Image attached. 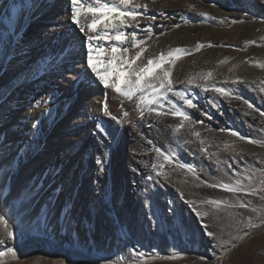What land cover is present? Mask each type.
Masks as SVG:
<instances>
[{
	"label": "bare ground",
	"instance_id": "bare-ground-1",
	"mask_svg": "<svg viewBox=\"0 0 264 264\" xmlns=\"http://www.w3.org/2000/svg\"><path fill=\"white\" fill-rule=\"evenodd\" d=\"M230 1L231 6L241 7L235 4V0ZM254 1L258 2L257 7L264 13V3H260L259 0ZM138 2L149 5L147 10L138 11L147 16H156L154 22L144 19L143 16L140 17L139 35L140 38L146 39L147 47L144 57H156L162 52L166 54L170 49L175 48L186 50V54H179V58L172 65L173 79L176 82L175 89L184 91L197 107L187 108L183 106L182 101L170 94L169 98L177 103L178 107L182 106L190 117L189 121H183L182 118L171 115L162 117L166 124L171 121L175 126L184 124V128L177 130L178 136L175 139L176 142L172 143L173 148L169 143L163 144L159 139L158 131L154 128L148 131L142 128V118L136 108L135 98L129 101L113 90L104 88L91 73V69L86 67L85 36L70 20V0H0V148L7 147L10 151V154L0 158V167L14 163L18 170L23 162L28 161V172L24 171L26 174H23L28 175L25 178H29V181L31 178V181H34V178L40 174L46 175L45 182L40 181L41 187L30 190L31 196L41 202L34 201L28 204L26 207L29 211L28 219L32 220L39 216L42 228L46 231L49 223L57 228L64 220L69 219V230L70 225L75 223L70 215L79 208L85 215L81 218L84 228L87 229L85 224H88L87 231L89 230L91 235L89 234L90 237L85 239L74 235L71 239L83 250L92 243L97 247L114 246L120 251L124 243L115 233L121 236L126 232L135 233L140 238L137 241V247H132L133 250L139 247L143 251L149 249L145 248V243L152 242L153 235H150L151 233L147 235L148 232L143 230V226L151 222L157 227L158 232L166 229V224L162 223V217H160L163 213H159L160 208L165 210V206L160 204L158 207L153 199H149L152 202L150 205H154L157 210L156 215L149 216L150 219L143 218L141 214L144 213L143 208L139 207L143 201H137V192L128 189L129 175L135 173L141 176L135 175L143 182V174L167 163L169 160L165 159V155H171L173 149L177 150L176 153L179 150L175 159L179 169L185 170L201 166L203 163H208L207 168L210 169L214 165L211 164V159L217 160V157L221 156L234 159V151L240 148L241 140H243L240 137L249 134L253 136L252 133L244 132L243 122L250 123L252 126L254 124L255 127L262 126L255 116L247 118L245 115L247 112L254 113L253 111L258 110L259 105L264 101L257 98L255 101L258 105H254L245 94L264 92V67H261L264 65V54L253 58L250 56L254 65L253 69L248 70L243 66L237 74L227 64L222 65L223 60L219 54L209 52L206 46L212 33H221V36H226L233 30L214 33L211 27L207 26V19L195 20L198 25L192 29L193 19H178L183 0H138ZM228 2V0H212L211 7L218 14L227 13L229 7L225 4ZM245 2L247 3V0ZM174 14H177V18L172 19L171 16ZM149 26L152 30L150 40L142 31ZM207 29L210 35L200 42L198 40L197 45L183 36L185 32L191 31L190 37L199 39L203 33H207ZM243 40L241 36L233 42L240 43ZM109 43L117 42L104 41V47L107 48ZM260 46L264 48V42L258 47ZM103 55L106 57V53ZM97 63L103 72L105 65ZM207 72L212 73L210 79H199L200 74ZM242 73L248 74V79H244V82L248 84L247 88L235 79ZM126 76L127 73H124L120 78L121 87L124 86ZM189 78L194 80L193 84L179 83ZM112 79L114 75L109 74V80ZM233 81H238L239 84L236 85L237 82ZM66 84H70L68 89ZM196 84H200L201 87H196ZM205 88L208 90L205 91ZM215 88H224L229 95H222L216 92ZM105 99L109 111L117 119L118 116L124 118L123 113L128 112L129 115L124 119L131 124L120 123L119 119L116 124L117 119L113 120L108 116L107 120L110 119L111 127L115 125L111 131L112 134L106 132L105 137L95 143L96 152L91 154L84 145L89 140L86 138L88 126L83 124L91 119L90 117L101 114V102ZM168 109L169 105L165 103L163 111ZM147 114L145 110V115ZM231 115L235 116L234 120L231 119ZM195 132H199L200 135L196 136ZM234 132L239 133V136L232 135ZM145 133L150 135L148 139L144 138ZM219 136L223 139V143L215 146L213 141ZM111 147L115 155L109 153ZM16 155H19V160L15 158ZM249 157L247 156L248 160ZM115 166L120 167V171H115L113 169ZM98 167L104 169L103 172L100 171L101 177L105 178L104 183L96 177L95 170ZM68 169H71L73 174L68 175L65 188L60 192L59 187L64 182ZM117 178L122 179L120 188L117 186ZM107 181H109L108 184ZM47 183L55 184L51 196L43 187ZM92 187H97L102 192L104 187L108 189L109 206L106 204L102 209L101 199L94 194ZM190 189L194 192L190 204L196 207L202 199L200 197L205 196V188L204 186L192 188L186 186L180 193L188 197ZM128 207L131 213L124 219L123 216L126 215ZM172 214V218H177V224H175L178 226L180 214L179 212ZM119 217L124 219V223L119 222ZM7 244L8 240L5 239V244L0 245V248Z\"/></svg>",
	"mask_w": 264,
	"mask_h": 264
},
{
	"label": "rangeland",
	"instance_id": "rangeland-1",
	"mask_svg": "<svg viewBox=\"0 0 264 264\" xmlns=\"http://www.w3.org/2000/svg\"><path fill=\"white\" fill-rule=\"evenodd\" d=\"M228 1L225 4V6L229 7L227 13L218 14L211 7L212 0H183L181 14L178 19H193L191 21L193 23L192 29H195L198 25L196 22L198 19H207V26L211 27L210 29L214 33L224 32V30L228 29L233 30L232 33L226 36H221V33H212L210 35L209 29L199 39L190 37L191 31L185 32L183 36L184 38H189L191 43L197 45L204 37L210 35L211 38L206 43L207 50L219 54V57L223 60L222 65L224 63L227 64L235 73L243 66L251 70L254 65L250 58L264 54V48H261L262 44L258 47L260 43L264 42V13L260 11L257 7L258 2L254 0H247V3L245 2L246 0H235V4L241 5L240 8L231 6V1ZM259 1L262 4L264 3V0ZM203 13H206V15H203ZM174 15L171 16L172 19L177 18V14ZM241 36L244 38V42H233L234 39ZM253 41L255 43H252ZM247 77L248 74L242 73L237 75L235 79L239 80L240 85L247 88L248 84L244 82V79ZM236 82V85H238L239 82ZM70 84L65 85L67 89ZM245 95L250 98L254 105H258L255 101L257 98L264 101V92H248ZM253 112L255 114L247 112L245 116L247 118L255 116L256 119H259L262 126L255 127L254 124L252 126L250 123L243 122L244 132L252 133L253 136L251 137L250 134L247 135L248 137L244 136L245 139L241 140L240 148L234 151V159L233 157L229 159L228 157L221 156L217 157V160L211 159V164H214L213 168L209 169L207 168L208 163H203L201 166L181 170L176 166L175 160L179 150L176 153L177 150L173 149V154L171 153L172 159L164 165L143 174V182L138 178L141 176L132 173L134 175L132 177V175L128 174V189L137 192V201H143V204L139 205V207L143 208L142 211L144 213H141L143 218L150 219L151 216L156 215L157 210L154 208V205H150L152 202L149 199H153V202L158 207H160V204L165 206V210L160 208L159 213H163V216L160 215V217H162V223L166 224V229L158 232L157 227L151 224V222L143 226V230L148 232L147 235L150 233V235H153L152 242L145 243V248L149 249H144V251L140 247L133 250L134 247H137V241L140 238L137 234L131 232H126L121 236L115 233L116 236L118 235L121 238L122 243H124L120 251L115 249L114 246L97 247L92 243L88 245L87 249L83 250L82 247L73 243L71 239L74 235L83 239L89 238L91 235V232L87 231L88 224H85L87 229L84 228V222L81 218L85 215L81 213L82 211L79 208L75 209L70 215L75 221L73 225H70L71 229L68 230L69 219H66L57 228L54 224L49 223L47 231L44 230L39 216L32 220L28 219L29 211L26 207L30 202H41L31 196L30 190L31 188L36 190L41 187L40 181L43 180L45 182L46 175L40 174L37 178L33 177L34 181H31V178L30 181L29 178H25L28 175L24 176L23 174L28 172V161L23 162V165L18 170L14 163L0 167V215L7 214L5 218L9 220V227L15 237L13 240H8V244L0 248V250H6L8 246H11L16 251V257H12L9 254L0 258V264H264V224L261 223L264 220V199H262L264 197V190L258 191L256 195L247 194L252 188H264V184L261 183L264 181V102L259 105L258 110H254ZM96 116L97 114L90 117L91 119H88L83 124L88 126L86 138L89 140L83 143L91 154L96 152L95 143L97 141L100 142V138L105 137L106 132H109L111 135V131L115 126L111 127L110 119L107 120L108 116L103 115L102 110L101 114ZM118 117L121 120L120 123H127V119H124L125 117ZM144 117L141 120L142 128H146V131L154 128L158 131L159 139L163 144L169 143L172 147V143L176 142L175 139L178 136L177 125L175 126L172 121L166 124L162 120L163 116L157 117L154 113L153 115L147 114ZM238 118L241 119V117ZM118 119L116 124L119 121ZM231 119L234 120L235 116L231 115ZM127 124L130 125L131 123ZM148 137L150 135L145 133L144 138L148 139ZM220 137L214 139L213 144L215 146L223 143V139ZM163 138L165 139L163 140ZM250 141H255V143ZM112 151L114 150L111 147L109 153L115 155ZM8 154H10V151L7 147L0 148V158ZM247 156H250L249 160ZM15 158L17 160L20 159L19 155H16ZM113 169L120 171V167L117 166L113 167ZM95 171L96 177L104 183L105 178L101 177V172L104 169L98 167ZM72 174L73 171L71 172V169H68L67 174L64 176V182L59 187L60 192L65 188V180L68 175ZM117 181V186L120 188L122 179L117 178ZM237 181L240 182L239 185H237ZM108 183L109 181H107ZM224 183L239 186L245 191L231 193L220 187H209L210 184L220 185ZM186 186L191 188L204 186L205 188V196H199L202 199L196 207L190 204L194 195L191 189L188 197H184L180 193ZM43 187L51 196L55 184L50 185L47 183ZM91 190L101 199L102 209H104L105 205L108 204V189L104 187L102 192L99 188L92 187ZM207 201H219V204H210ZM240 203H245L248 207L241 208L238 206ZM149 206H152V209ZM126 210L127 213L123 216L124 219L131 213L130 207ZM175 212H179L180 214L178 217L179 227L176 226L177 218H172V213ZM197 213H200V215ZM204 213H208V215H204ZM119 218V222L124 223V219L122 217ZM84 221L87 223L86 219ZM249 221L252 227L248 226ZM70 230L71 233H69ZM209 231L213 232L214 236H208L207 233ZM0 238L6 239L2 225H0ZM173 256L176 258H170Z\"/></svg>",
	"mask_w": 264,
	"mask_h": 264
},
{
	"label": "snow or ice",
	"instance_id": "snow-or-ice-1",
	"mask_svg": "<svg viewBox=\"0 0 264 264\" xmlns=\"http://www.w3.org/2000/svg\"><path fill=\"white\" fill-rule=\"evenodd\" d=\"M70 5V20L78 26L80 32L85 36L86 67L91 69V73L97 78L99 84L106 89L113 90L120 97L129 101L135 98L136 108L141 118L144 117L146 110L149 115L154 113L157 117L171 115L180 117L183 121L190 120L183 107H178L177 103L169 98L171 94L172 97L182 101L183 106L187 108L197 107L184 91L175 89L176 82L173 79L172 65L179 58V54H186V50L175 48L170 49L166 54L162 52L156 57H144L147 47L145 46L146 39L140 38L139 35L141 30L140 17L143 16L144 19L154 22L156 16H147L138 10H147L149 8L148 3L142 4L138 0H70ZM203 15H206V13H203ZM177 27L179 26L177 25ZM142 31H144L147 39L152 38L150 26L142 29ZM104 41H115L117 43H109L108 47L105 48ZM200 47H203V45H200ZM104 53H106V57L103 55ZM94 61L105 65L103 72L98 67V63ZM165 65H169V67H165ZM261 67H264V65H261ZM124 73H127V76L124 86L121 87L119 81ZM109 74L114 75V79L111 81L109 80ZM211 77L212 73L207 72L200 74L199 79L207 80ZM179 83L191 85L194 80L189 78L186 81H179ZM196 87H201V85L196 84ZM204 90L207 91L208 89L205 88ZM214 90L222 95H229L224 88H215ZM101 103L103 115L116 120L117 117L109 111L107 100L105 99ZM165 103L169 105L168 111H163ZM249 107L252 106L249 105ZM123 115L127 117L129 113L124 112ZM182 128H184L183 123L177 126V130ZM195 135L199 136L200 133L195 132ZM232 135L239 136V133L234 132ZM240 139H244V137H240ZM250 142L255 143V141ZM162 155L164 154L162 153ZM165 159L171 160L172 156L165 155ZM239 183L237 181V185ZM261 183L264 184V181ZM209 187H220L231 193L245 191L239 186H232L227 183L210 184ZM261 190H264V188H252L247 194L256 195ZM207 203L219 204V201H207ZM238 206L241 208L248 207L245 203H240ZM253 210L255 211V209ZM197 214L200 215V213ZM6 215H0V225L3 226L6 239L13 240L15 238L14 233L9 227V220L5 218ZM204 215H208V213H204ZM261 223L264 224V220ZM248 226L252 227L250 221ZM207 235L211 237L214 236V233L209 231ZM4 244L5 239H0V245ZM9 254L16 257V251L11 246H8L6 250H0V258ZM170 258L175 259L176 257Z\"/></svg>",
	"mask_w": 264,
	"mask_h": 264
}]
</instances>
